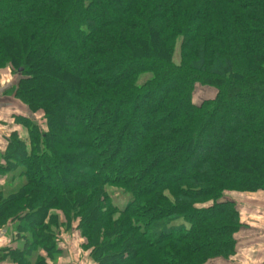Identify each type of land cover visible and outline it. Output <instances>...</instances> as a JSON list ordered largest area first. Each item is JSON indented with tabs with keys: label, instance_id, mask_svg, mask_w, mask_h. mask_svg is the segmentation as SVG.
<instances>
[{
	"label": "trees",
	"instance_id": "trees-1",
	"mask_svg": "<svg viewBox=\"0 0 264 264\" xmlns=\"http://www.w3.org/2000/svg\"><path fill=\"white\" fill-rule=\"evenodd\" d=\"M4 70L6 257L50 264L73 229L97 264L235 254L226 194L264 191V0H0Z\"/></svg>",
	"mask_w": 264,
	"mask_h": 264
},
{
	"label": "crops",
	"instance_id": "crops-1",
	"mask_svg": "<svg viewBox=\"0 0 264 264\" xmlns=\"http://www.w3.org/2000/svg\"><path fill=\"white\" fill-rule=\"evenodd\" d=\"M2 94H0V152L3 151L6 138L12 132H21L22 130L20 124L16 123L13 117V115L19 114L18 111L11 112L10 116L13 119L10 122L5 119L6 117H3L6 109ZM229 193L230 196L227 198L236 203L240 214L241 228L235 234L236 252L229 259L217 257L209 260L206 264H264V191H232ZM61 244L64 245V243ZM81 244L82 241H79L78 244L73 245L77 249V253H83L81 254L82 257L76 253L75 256L67 255L66 245H64L58 256L52 260H47V262L50 264H75L74 260H76L79 264H97L89 253L81 247ZM20 247L21 242L15 235V223L9 222L0 227V264H19L6 257V253L15 251Z\"/></svg>",
	"mask_w": 264,
	"mask_h": 264
},
{
	"label": "rangeland",
	"instance_id": "rangeland-1",
	"mask_svg": "<svg viewBox=\"0 0 264 264\" xmlns=\"http://www.w3.org/2000/svg\"><path fill=\"white\" fill-rule=\"evenodd\" d=\"M18 79V75L16 73H14L12 70H4L1 74V78H0V94L6 92L11 86H13L16 81ZM145 78H141L140 82L144 81ZM214 95V91L209 88H205V87H197L195 94H194V100L196 102H201L202 100L212 97ZM8 101V100H7ZM6 101V102H7ZM6 110H4L5 119L6 120H10L13 119V117H11V112H17L21 109L20 106H12L11 109H8L5 107ZM37 120L39 121V123L42 125H44V121L42 120V117L40 115L36 116ZM6 123H8V121H5ZM8 125V124H7ZM45 125L42 126V129H45ZM11 129V128H10ZM230 193L228 192L226 197L229 198ZM112 197L114 199V202L119 205V206H123L125 204V202L127 201V196H125L124 194H122V192L113 189L112 191ZM227 198V199H228ZM76 230H71L69 233H65L63 236L61 235V239L63 241V243L66 244V254L71 255V256H75V253L77 255H79L80 257H82L83 254L82 252L77 253V249L74 247L73 244H78L79 241H81V237L79 235V232H73ZM61 242V241H60ZM75 264H79L78 261L74 260Z\"/></svg>",
	"mask_w": 264,
	"mask_h": 264
}]
</instances>
